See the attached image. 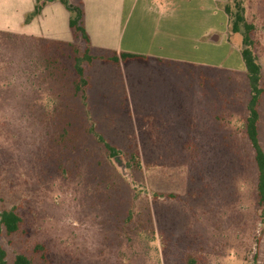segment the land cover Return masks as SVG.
<instances>
[{
	"label": "rangeland",
	"instance_id": "1",
	"mask_svg": "<svg viewBox=\"0 0 264 264\" xmlns=\"http://www.w3.org/2000/svg\"><path fill=\"white\" fill-rule=\"evenodd\" d=\"M42 1L0 0V210L22 219L0 233L6 264L19 254L32 264H264L240 55L247 34L264 152V0L192 2L200 26L109 21L118 50L143 59L116 64L90 49L85 86L73 58L86 43L64 6ZM236 14L244 23L230 36Z\"/></svg>",
	"mask_w": 264,
	"mask_h": 264
},
{
	"label": "trees",
	"instance_id": "2",
	"mask_svg": "<svg viewBox=\"0 0 264 264\" xmlns=\"http://www.w3.org/2000/svg\"><path fill=\"white\" fill-rule=\"evenodd\" d=\"M52 1L55 0H43L42 5ZM59 1L65 6V8L70 14L69 26L73 32L74 39L80 38L87 45L84 48L81 55H76L73 58V69L75 75L78 77V81H79L78 83L80 84L79 86H85L86 80L84 79L83 76V64L90 63L95 59V57L90 55L89 52L90 51L89 39L83 27V11L80 5L78 6L72 5L69 0H59ZM39 11H40V7L35 8V10L29 16H27L26 21H29L32 17L36 16ZM224 11L228 16L229 10L227 6H224ZM235 16H236L235 21L231 25L230 36L232 33L234 34L239 33L240 29L238 23H244V19L242 15L236 14ZM51 42H56V41H51ZM242 42L245 48H243L240 51V55L244 64L248 86L250 90V97L246 107L247 117L245 120L244 131H245V136L251 148L254 151V162L258 173L257 186H256L257 198H258V205L262 208V213H263L262 220L264 221V152L262 150V147L258 139L259 113L257 110L261 95L263 93V89L260 85L261 68L255 56L253 55L251 49L248 47L249 40L247 34L243 36ZM70 43L71 42H67V44L72 45ZM108 58H110L108 61H111L116 64L119 63V61L125 62L128 59H138V58L143 59V57L139 55L130 54V53H120L119 56H117L115 53H112V55ZM79 86H76V89L78 91H81V88H79ZM81 97L83 99L85 98L84 91L82 92ZM91 132L95 136L96 140L99 143H101L104 149L107 151L108 157L113 159L115 163L120 166L121 160L119 158V154L116 148L110 145L107 141H105L101 135L97 134L93 130ZM131 162L134 165L133 167H135L136 169L141 168L140 162L137 159L133 158ZM126 165H127L125 166L126 168L127 167L130 168V165L128 164ZM155 196L157 197L158 195L155 194ZM21 224H22V219L15 211V209L3 210V211L0 210V233L2 232V230H4L6 235L15 234L19 231ZM35 249L36 250L41 249V246H36ZM5 257H6V253L0 246V264H6ZM13 264H32V263L27 257L19 254L16 255V257L14 258Z\"/></svg>",
	"mask_w": 264,
	"mask_h": 264
},
{
	"label": "crops",
	"instance_id": "3",
	"mask_svg": "<svg viewBox=\"0 0 264 264\" xmlns=\"http://www.w3.org/2000/svg\"><path fill=\"white\" fill-rule=\"evenodd\" d=\"M69 1L72 5H80V7L82 8L83 27L89 39L90 49L115 53L117 56H119V54L121 53L118 50L121 43L119 35L120 31L119 29H117L114 38L110 39L109 36L102 30V26H107L109 21H113L114 26H123V19L126 14L129 19L135 17L134 19H132L135 20L133 26H139L140 24H143L145 26H200V21L197 17L200 9L198 8V6H193V3L198 2L199 0ZM48 3H51V5L60 3L62 6H64L59 0ZM69 19L70 14L67 11L66 22L67 26L69 27L70 34L71 36H73V32L69 26ZM226 20L228 21L229 26L228 16L226 17ZM30 36L38 38L37 36L29 35V37ZM55 41L65 43L72 42L71 40Z\"/></svg>",
	"mask_w": 264,
	"mask_h": 264
}]
</instances>
